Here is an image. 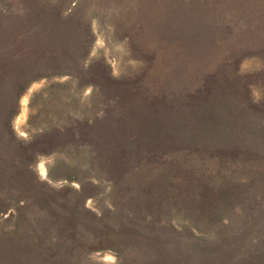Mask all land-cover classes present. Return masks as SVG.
<instances>
[{
  "label": "rangeland",
  "instance_id": "obj_1",
  "mask_svg": "<svg viewBox=\"0 0 264 264\" xmlns=\"http://www.w3.org/2000/svg\"><path fill=\"white\" fill-rule=\"evenodd\" d=\"M0 264H264V0H0Z\"/></svg>",
  "mask_w": 264,
  "mask_h": 264
}]
</instances>
